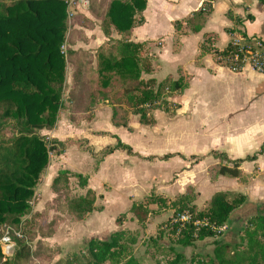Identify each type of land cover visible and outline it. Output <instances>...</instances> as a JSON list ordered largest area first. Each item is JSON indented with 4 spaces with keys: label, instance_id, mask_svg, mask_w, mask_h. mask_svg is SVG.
Listing matches in <instances>:
<instances>
[{
    "label": "trees",
    "instance_id": "16d2710c",
    "mask_svg": "<svg viewBox=\"0 0 264 264\" xmlns=\"http://www.w3.org/2000/svg\"><path fill=\"white\" fill-rule=\"evenodd\" d=\"M67 1L0 0V225L23 226L22 216L31 208L35 187L48 167L49 152L53 149L37 131L54 128L59 119L62 101L66 98L63 89L67 67L71 69L67 103L75 104L76 96H83L86 102V115L83 117L73 116L76 111L70 106L67 116L75 123L89 120L95 104L106 102L111 109L113 126L128 128L130 108L139 124L152 126L156 122L154 113L157 110L170 116L174 113L178 105L169 98L187 87L183 77L173 79L167 76L161 80L141 77L154 69L149 57L146 54L141 56L145 44L129 38L130 30L143 22L141 14L146 0H89V11L99 19V26L107 37L106 42L93 51L71 47L62 50L67 32ZM259 1L264 3V0ZM246 18L251 19L252 16L247 14ZM235 21L239 22L238 17ZM111 31L117 32L119 37L112 38ZM204 47L201 45L202 50ZM234 50L228 44L224 50L214 51V54L225 55ZM119 85L122 86L120 94L117 90ZM8 125L15 129V134L7 136L4 133ZM115 139V145H107L99 152L89 146L81 149L93 158V170L103 157L114 150L141 157L129 145L117 137ZM209 154L220 160L211 179L218 175L244 179L239 164L255 157L231 160L223 152L210 151ZM170 156L173 155L161 158ZM71 176L84 193L69 197L66 204L60 206L75 220H82L92 211L101 210L95 205V191L86 188L88 176L61 169L53 177L51 187L55 189L60 183H66ZM194 194L186 191L168 199L151 191L142 201L133 203L127 211L120 213L115 221L119 223L129 215L130 220L133 218L143 225L151 212L159 208L173 209L176 215L187 212L190 220L182 225L174 223L172 231L177 233V243L181 247H189L196 241L216 236L220 232L219 227L229 224L233 216L239 215L247 201L244 194L229 197L218 191L211 195L206 206L194 211ZM150 204L156 205L157 209L151 210ZM255 205L254 211L242 217L240 244L216 241L211 256L196 258L195 264H264V200L257 201ZM195 220L205 221L206 225H194L192 222ZM133 235L121 229L106 239L92 237L83 244V250L65 255L63 264H139L130 251L136 241ZM14 241L12 255L6 257L2 264H29L32 249L19 238H14ZM239 245L241 249H238ZM45 249L50 248L47 246ZM57 251L59 253V249ZM171 251L172 258L165 264H184L187 261L183 253Z\"/></svg>",
    "mask_w": 264,
    "mask_h": 264
},
{
    "label": "crops",
    "instance_id": "0c3cea01",
    "mask_svg": "<svg viewBox=\"0 0 264 264\" xmlns=\"http://www.w3.org/2000/svg\"><path fill=\"white\" fill-rule=\"evenodd\" d=\"M202 4L203 0H146V7L141 14L143 22L130 30L131 41L145 44L144 53L149 57L154 69L148 77L157 80L167 76L173 79L183 77L187 84L181 93L173 94L169 98L178 105L174 113L170 116L157 110L154 113L156 122L149 126L156 128L157 115L163 114V126H158L157 133L160 139H164L163 147L167 146L166 150L160 148L158 154H141L132 149L141 157L114 150L103 157L96 170L92 169V158L90 171L81 174L88 176L86 188H89V176L104 170V166L114 154L115 159H119L116 163L118 167L129 165L130 171L135 167L134 158L148 162L160 160L165 162L164 166L177 160V168H168L169 171L166 169L161 175L133 178L129 185L130 193L125 211L133 203L142 201L151 191L173 199L192 188L195 193L194 204L198 209L206 206L211 195L218 191L225 192L228 196L244 194L247 201L240 209L239 215L232 217L229 223L231 227L222 239L223 242H230L231 235L236 233L243 223L242 217L255 210L257 201L264 200V70L257 72L246 66L233 72L214 51L221 52L233 39L241 38V41L251 42L252 39L258 38L264 42V3L259 0H216L209 10H202ZM247 14L252 18L247 19ZM235 17H238L239 22L235 21ZM96 27L99 31L97 37L92 38L88 45L82 44L76 49L93 51L106 42L107 37L99 24H96ZM110 36L118 38L119 34L111 31ZM201 45H205L204 50ZM110 116V106L106 102H99L95 104L93 116L89 120L75 123L66 114L61 115L54 132L66 134L77 131L92 148L93 143L99 140L106 143L102 144V147L115 145V137L120 139V129L135 132L136 129L130 125L129 115L128 128L113 126ZM108 120L110 124L107 123V129H100ZM110 139H113V142H109ZM210 151L223 152L231 160L253 155L255 157L239 164L244 179L226 175L211 179V174L218 167L220 160L210 155ZM65 154L67 155V152ZM167 154L173 156L161 158ZM149 156L153 158L144 159ZM199 156L202 157L196 160ZM65 158L56 161L53 166L48 164L50 178L57 171L66 169L61 168L65 165ZM102 187L110 189L108 182H103ZM95 193V205L101 207V210H94L82 219L86 224L83 225L86 229L84 234L86 233L88 239H106L118 228L119 223L115 219L120 213L110 215L107 225L92 227L91 220L105 216V202L108 196L107 189ZM98 199L100 204H97ZM148 207L151 210L156 209L154 204ZM124 223L123 220L119 227Z\"/></svg>",
    "mask_w": 264,
    "mask_h": 264
},
{
    "label": "rangeland",
    "instance_id": "374dc122",
    "mask_svg": "<svg viewBox=\"0 0 264 264\" xmlns=\"http://www.w3.org/2000/svg\"><path fill=\"white\" fill-rule=\"evenodd\" d=\"M67 3V32L65 44L61 47L64 51L65 47L76 49L77 46L82 44L88 45V42L92 38L95 39L99 34V31L96 30V24H99V19L94 17V13L92 14L89 11V0H68ZM95 41H97V39ZM141 56H145L144 50L141 52ZM149 74L151 73H144L141 77L147 79ZM160 75L161 74H158V76ZM65 82L63 94L64 97L67 98L68 90L71 85V69L69 67L66 69ZM130 84L134 83L130 82ZM121 89L122 86L119 85L117 88L119 94L121 93ZM76 97L74 98L75 104L69 105L66 98L62 101L63 104L59 111L58 120H60L61 115H67L69 113L70 106H73L76 111L73 116L83 117L86 115L84 112L86 102L83 101V96ZM131 110V108L128 110L130 125L136 130L135 132H129L125 129L118 130L121 141L130 145L134 151H138L141 154H158L162 148H167V146L163 147L164 139H160L157 133L158 126L159 128L163 126V114L159 113L157 115V127L151 128L149 126L137 124V116L131 113ZM107 123L110 124L109 120L105 122L104 125H101L100 129L106 130ZM54 130H56V125L52 129L37 131L41 138L46 141L47 146L53 147L49 152V165L53 166L56 161L66 157L65 165L61 168L75 170L76 172L84 174L89 172L92 165V157L89 153L81 150L84 146L92 148L88 141L77 131L66 134L58 132L55 134ZM4 133L7 136H11L13 133L15 134L16 131L12 126L8 125L4 128ZM99 141L93 143L94 148L97 150L94 148L92 149L96 152L102 151L104 149L102 146L106 144L103 141ZM109 142H113V139H110ZM99 148L101 149L98 150ZM66 152L67 155L65 154ZM114 155L108 160L104 166L105 168L103 167L104 170L94 172L89 176V188L93 189L95 192H99L101 189L103 192L104 189H107L108 192L107 201L105 202V216L99 217L95 221L91 220L90 224L92 227L105 226L108 223L107 221L110 215L112 216V214L115 213L119 214L126 210L128 206V195L130 193L129 185L133 178L156 177L164 173L168 168H177L178 163L177 160H173L169 162L170 165L164 166L163 163L165 162L160 160L148 162L134 158L135 167L133 171H130L129 165L118 167L116 163L119 159H115L116 157H114ZM56 174L54 176H56ZM49 175L50 173L47 168L40 176L39 182L35 187L34 196L30 202L31 208L22 216L23 226L9 224L0 225V237L7 231V227H10V229H8V234L14 243V238H19L30 246L33 255L30 258L29 264H63L65 255L83 250V244L88 240V236H86V233L84 234V231H86L83 226L86 225L85 222L82 220H75L70 214L63 212L61 208L62 205L66 204L69 197L78 196L84 193V190L76 186L77 180L73 176L68 178L66 183H60L58 187L53 189L51 183L54 176L50 178ZM103 182H108L110 189L109 187L101 188ZM210 188L214 189V187ZM188 189L186 191L188 194L192 195L194 189ZM100 203L98 199L97 204ZM154 206L157 207L156 205ZM197 210L199 209L196 206L194 211ZM155 211L151 212V215L143 225L136 222L133 223L134 219L131 218V220L125 219L124 225L119 227L122 224V218L118 228H116V230L125 229L130 231L131 235H135L136 241L131 245L130 251L131 255L137 259L139 264H165L172 258L171 249L181 252L186 256L187 261L184 264H195L194 260H196V258L206 259L211 256L215 242L222 241L224 234L229 231L231 227V224H227L224 230L218 232L216 236L207 237L202 241H196L189 247H181L177 243V233L172 231L174 223H176V211L169 208H159ZM128 217L130 216L128 215ZM241 228L242 225L236 233L234 232V234L231 235L232 238L229 243H241ZM47 246L50 248L49 250L45 249ZM241 247L242 246L239 245L238 249H241ZM58 249L59 253L57 251Z\"/></svg>",
    "mask_w": 264,
    "mask_h": 264
},
{
    "label": "built area",
    "instance_id": "2783aa9c",
    "mask_svg": "<svg viewBox=\"0 0 264 264\" xmlns=\"http://www.w3.org/2000/svg\"><path fill=\"white\" fill-rule=\"evenodd\" d=\"M216 0H203L202 10L208 9ZM253 44L241 41L240 39H233L230 41V45L235 48L225 55H219V59L225 64V66L233 72L242 70L244 67L248 66L254 71L261 72L264 70V42L261 39L254 38L251 40ZM190 220V215L187 212H183L177 215L175 221L179 222L181 225ZM194 225L203 226L206 225L205 221L195 220L192 222ZM226 225L219 227V231L224 230ZM8 229L0 237V264L12 255L14 242L11 240Z\"/></svg>",
    "mask_w": 264,
    "mask_h": 264
}]
</instances>
